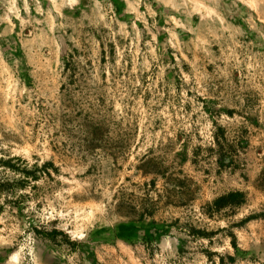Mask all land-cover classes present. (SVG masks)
I'll return each mask as SVG.
<instances>
[{"label": "rangeland", "instance_id": "obj_1", "mask_svg": "<svg viewBox=\"0 0 264 264\" xmlns=\"http://www.w3.org/2000/svg\"><path fill=\"white\" fill-rule=\"evenodd\" d=\"M9 157L0 264H264V0H0Z\"/></svg>", "mask_w": 264, "mask_h": 264}, {"label": "trees", "instance_id": "obj_2", "mask_svg": "<svg viewBox=\"0 0 264 264\" xmlns=\"http://www.w3.org/2000/svg\"><path fill=\"white\" fill-rule=\"evenodd\" d=\"M216 143L218 144L217 141H216ZM221 157H223V156L220 155V158ZM24 162H25L24 160H21V158H17V157L16 158L9 157L6 159L0 158V167L7 168V169H10L12 171H19L21 169V168H19L20 164L24 163ZM16 182L17 181L13 180L12 178L0 177V192H2L4 190L5 186L11 187V185H15ZM241 196H242V193H240L238 191H234V192H229L226 195L221 196L219 200H223L224 203H226L227 201H231L233 203H238L241 199L240 200H236V199L241 198ZM0 208H1V206H0Z\"/></svg>", "mask_w": 264, "mask_h": 264}]
</instances>
